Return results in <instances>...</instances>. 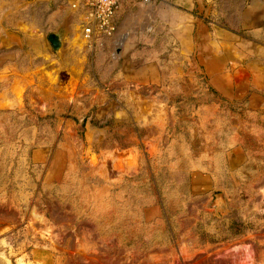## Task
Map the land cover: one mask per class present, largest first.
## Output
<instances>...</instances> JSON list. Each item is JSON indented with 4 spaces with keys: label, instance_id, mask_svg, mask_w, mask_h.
<instances>
[{
    "label": "rangeland",
    "instance_id": "rangeland-1",
    "mask_svg": "<svg viewBox=\"0 0 264 264\" xmlns=\"http://www.w3.org/2000/svg\"><path fill=\"white\" fill-rule=\"evenodd\" d=\"M69 1L4 23L21 48L0 79V264H264V109L218 93L195 33L178 59L149 2L92 44Z\"/></svg>",
    "mask_w": 264,
    "mask_h": 264
},
{
    "label": "crops",
    "instance_id": "crops-1",
    "mask_svg": "<svg viewBox=\"0 0 264 264\" xmlns=\"http://www.w3.org/2000/svg\"><path fill=\"white\" fill-rule=\"evenodd\" d=\"M148 2L161 11L163 21L160 30H165L169 40L177 45L178 59L184 61L186 55L195 49V33L199 40L198 54L202 58L204 72L218 93L246 97V107L250 110L264 109V0ZM19 8L20 0H0V79L12 72L16 73L14 77L20 79V65L14 60L21 44L17 35L4 26L8 22L9 12ZM59 14L56 12L53 16ZM28 21L23 18L17 20L16 24L28 28ZM241 56L249 59L245 65L239 66L237 59ZM9 61L14 67L8 66ZM28 68L24 67L22 77L31 76ZM2 93L0 99L4 101L7 92Z\"/></svg>",
    "mask_w": 264,
    "mask_h": 264
},
{
    "label": "built area",
    "instance_id": "built-area-1",
    "mask_svg": "<svg viewBox=\"0 0 264 264\" xmlns=\"http://www.w3.org/2000/svg\"><path fill=\"white\" fill-rule=\"evenodd\" d=\"M127 1L130 0H70L71 9L79 13L82 38L93 44L111 37L116 30L115 15Z\"/></svg>",
    "mask_w": 264,
    "mask_h": 264
},
{
    "label": "water",
    "instance_id": "water-1",
    "mask_svg": "<svg viewBox=\"0 0 264 264\" xmlns=\"http://www.w3.org/2000/svg\"><path fill=\"white\" fill-rule=\"evenodd\" d=\"M48 40L54 50H57L61 46V40L57 34H50Z\"/></svg>",
    "mask_w": 264,
    "mask_h": 264
},
{
    "label": "trees",
    "instance_id": "trees-1",
    "mask_svg": "<svg viewBox=\"0 0 264 264\" xmlns=\"http://www.w3.org/2000/svg\"><path fill=\"white\" fill-rule=\"evenodd\" d=\"M78 15H79V13H77V18H78Z\"/></svg>",
    "mask_w": 264,
    "mask_h": 264
}]
</instances>
